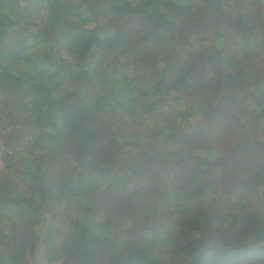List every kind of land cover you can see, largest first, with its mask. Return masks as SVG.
Here are the masks:
<instances>
[{"label":"trees","instance_id":"1","mask_svg":"<svg viewBox=\"0 0 264 264\" xmlns=\"http://www.w3.org/2000/svg\"><path fill=\"white\" fill-rule=\"evenodd\" d=\"M2 147L0 264H264V0H0Z\"/></svg>","mask_w":264,"mask_h":264},{"label":"rangeland","instance_id":"2","mask_svg":"<svg viewBox=\"0 0 264 264\" xmlns=\"http://www.w3.org/2000/svg\"><path fill=\"white\" fill-rule=\"evenodd\" d=\"M237 51H238L237 54H236L237 56L242 55V50L241 49H240V51L239 50H237ZM63 57L68 62H72V60H73L72 57L69 56V55H63ZM119 89L122 90V92H125L127 90V87L120 86ZM137 126L138 125H137L135 120L127 119L126 123L124 125V129L129 131V130H132V129L136 128ZM1 154L2 153H1V148H0V156H1ZM1 167H2V164L0 162V169H1ZM43 231H44L43 228H40L38 230L40 236H43ZM33 264H43V256H42V248L41 247L36 249V251L34 253Z\"/></svg>","mask_w":264,"mask_h":264},{"label":"built area","instance_id":"3","mask_svg":"<svg viewBox=\"0 0 264 264\" xmlns=\"http://www.w3.org/2000/svg\"><path fill=\"white\" fill-rule=\"evenodd\" d=\"M4 151L10 152L11 150L8 147H4V148L2 147L1 148V153L4 152Z\"/></svg>","mask_w":264,"mask_h":264}]
</instances>
